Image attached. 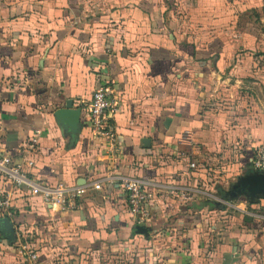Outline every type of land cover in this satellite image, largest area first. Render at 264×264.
Segmentation results:
<instances>
[{
  "label": "crops",
  "instance_id": "obj_1",
  "mask_svg": "<svg viewBox=\"0 0 264 264\" xmlns=\"http://www.w3.org/2000/svg\"><path fill=\"white\" fill-rule=\"evenodd\" d=\"M263 68L264 0H0V155L33 180L82 190L74 209L59 212L0 180L13 192L14 229L11 242L0 234V264L113 255L264 264V200L223 198L264 146V100L256 113L253 99L264 95ZM101 86L117 101L113 150L88 117ZM67 101L81 109L76 135L53 116ZM107 176L145 183L144 224ZM20 244L36 261L19 256Z\"/></svg>",
  "mask_w": 264,
  "mask_h": 264
},
{
  "label": "built area",
  "instance_id": "obj_2",
  "mask_svg": "<svg viewBox=\"0 0 264 264\" xmlns=\"http://www.w3.org/2000/svg\"><path fill=\"white\" fill-rule=\"evenodd\" d=\"M116 107L117 101L111 96V91L108 87L101 86L93 93L88 109L92 132L103 138L110 150L115 148L116 141L115 130L110 122L111 114ZM30 142L34 145L36 144V139L33 138ZM26 151L22 150V153ZM250 162L253 171L264 172V146H259L254 150ZM190 166L193 168L194 164H190ZM0 180L7 181L14 190L25 188L30 196H39L51 208H55L59 212H68L74 209L77 198L82 191L79 187H69L62 183L50 185L33 180L20 166L12 164L10 159L5 155H0ZM104 180L109 183H112L114 180L120 181L122 188L127 193L129 214L134 223L144 224L149 219V214L143 206L150 201L151 197L150 192L141 179L107 176ZM92 186L95 190H99L101 181H96ZM12 193V190L0 189V219L11 217L9 204ZM17 249L19 256L24 261H36V252L31 250L27 244H20Z\"/></svg>",
  "mask_w": 264,
  "mask_h": 264
},
{
  "label": "water",
  "instance_id": "obj_3",
  "mask_svg": "<svg viewBox=\"0 0 264 264\" xmlns=\"http://www.w3.org/2000/svg\"><path fill=\"white\" fill-rule=\"evenodd\" d=\"M80 112V108H73L72 102L67 101L63 108L57 109L54 112L53 116L60 127L76 135L78 132ZM144 143L149 144V141L146 140ZM223 198L229 201L242 198L250 203L264 200V172L250 171L238 177L230 189L224 194ZM134 231L137 234L148 235V229L145 226L137 225ZM0 234L9 242L13 240L14 229L9 219H0Z\"/></svg>",
  "mask_w": 264,
  "mask_h": 264
},
{
  "label": "rangeland",
  "instance_id": "obj_4",
  "mask_svg": "<svg viewBox=\"0 0 264 264\" xmlns=\"http://www.w3.org/2000/svg\"><path fill=\"white\" fill-rule=\"evenodd\" d=\"M262 63V62H261ZM261 67H262V65H261ZM264 69V68H263ZM264 71V70H263ZM260 85H261V83H260ZM256 87V86H255ZM258 88H259V86H257ZM258 94V93H257ZM253 99L255 100V103H254V105H256V110H255V112L256 113H258L259 112V110H261V111H263V107H261V104H263L262 102H263V100H264V95H263V93H260L259 94V96H254L253 97ZM245 104V103H244ZM251 104V103H250ZM245 105H247V103L245 104ZM249 113V112H248ZM229 187V186H228ZM242 201L243 200H241V198H237V199H235L232 203L233 204H235L236 202H239V203H241L242 204ZM244 205H246L245 206V210H253V208H249V206H251V205H248V204H244ZM255 212H257V213H259V210H254ZM243 214V213H242ZM260 214V213H259ZM243 215H247L246 213H244ZM251 216V215H250ZM253 219H255L256 221H258V220H260L259 219V217H252ZM261 221V220H260ZM102 262H101V264H131V261L129 260V259H126V258H123V257H121V256H117V255H113V257L112 258H109V259H105V261H103V257H102Z\"/></svg>",
  "mask_w": 264,
  "mask_h": 264
},
{
  "label": "trees",
  "instance_id": "obj_5",
  "mask_svg": "<svg viewBox=\"0 0 264 264\" xmlns=\"http://www.w3.org/2000/svg\"><path fill=\"white\" fill-rule=\"evenodd\" d=\"M261 214H264V208H260Z\"/></svg>",
  "mask_w": 264,
  "mask_h": 264
}]
</instances>
